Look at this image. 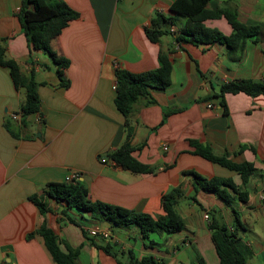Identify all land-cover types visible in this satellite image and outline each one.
Wrapping results in <instances>:
<instances>
[{
  "label": "crops",
  "instance_id": "obj_1",
  "mask_svg": "<svg viewBox=\"0 0 264 264\" xmlns=\"http://www.w3.org/2000/svg\"><path fill=\"white\" fill-rule=\"evenodd\" d=\"M65 1L80 16L52 41L55 52L70 62L59 70L48 54L28 43L20 21L23 0H0L5 56L25 76L34 72L41 102V115H30L21 125L17 112L25 91L15 70L0 65V264H56L35 233L43 223L60 242L78 250L77 264H117L84 232L99 245L109 241L122 262L129 261L132 251L138 262L152 256L164 264H220L208 227L212 217L249 247L252 256L247 264H264V96L227 93L228 115L215 97L230 82L264 84V0H211L207 5L210 12L235 11L242 24L259 28L257 40L248 39L240 55L218 43H177L185 17H177L169 33L151 42L145 30L156 13L170 17L175 0ZM204 26L225 36L234 33L224 16L207 19ZM161 54L172 61L171 84L163 91L151 89L153 102L140 99L130 116L134 156L153 173L135 174L110 160L101 162V155L125 141V118L115 105L116 69L153 71L160 67ZM170 110L176 112L165 117ZM190 140L209 146L217 155L228 153L236 163L251 162L256 171L244 187L236 172L192 154ZM241 146L246 149L239 152ZM186 171L232 179L239 191L249 193L248 202L230 191L234 201L228 206L216 195L197 190L193 176L183 175ZM73 173L80 174L92 201L153 217L164 214L163 195L180 187L184 196L177 210L184 227L171 234L151 233L145 239L137 226L118 227L69 209L67 215L77 225L61 215L66 204L53 199L45 201L51 212L42 215L30 198H40L47 184L64 182ZM234 211L242 226L234 227ZM31 233L35 236L28 239ZM61 248L65 250L63 244Z\"/></svg>",
  "mask_w": 264,
  "mask_h": 264
},
{
  "label": "trees",
  "instance_id": "obj_2",
  "mask_svg": "<svg viewBox=\"0 0 264 264\" xmlns=\"http://www.w3.org/2000/svg\"><path fill=\"white\" fill-rule=\"evenodd\" d=\"M211 0H175L170 11L172 15L166 17L161 13H156L151 20V27L145 30L147 38L151 42H158L160 38L169 33L168 28L176 23L177 17H185L186 23L180 31V36L176 42L186 41L196 46H210L222 44L227 46L233 53L239 55L244 51L247 40L255 38L257 40L259 28L256 26H246L242 24L237 17V13L232 10H220L210 12L207 5ZM79 13L68 6L65 0H23L20 10V21L27 37L28 43L33 50H41L48 54L53 62L60 69L69 67V60L59 56L52 48V41L58 37L71 21L79 18ZM224 16L233 28L234 33L225 36L216 29H210L204 26V21L216 17ZM160 67L153 71L142 73H132L128 70L117 68L116 75V98L115 105L125 118V141L116 150L100 156V160H110L123 169L135 174L148 175L153 173V168L140 162L134 153L136 148L132 145L134 128L130 121V116L134 109V104L142 98H150V90L155 89L163 91L171 84L172 61L168 55L159 56ZM0 65L11 66L15 70V78L18 85L25 91V99L20 106L18 115L21 125L27 124V118L33 114L41 115V102L38 94V84L34 72L30 76H25L19 69L14 60H9L5 56V48L0 41ZM61 74V72L59 73ZM62 85L69 87V82H63ZM245 93L251 97L259 95L264 96V84L250 80H240L224 84L221 87L220 94L215 96L220 100V107L225 115H228V109L225 101L227 93L237 94ZM176 110H170L165 113V117L175 113ZM164 123V122H162ZM190 145L194 148L192 154L198 155L212 163H216L230 171L240 175L242 186H246L256 171L255 165L251 162L236 163L232 161L230 154L217 155L209 146L203 145L196 140H190ZM246 149L241 146L239 152ZM255 151L254 148H251ZM183 175H191L194 178V185L197 190L216 195L226 205H232L234 196L237 194L241 202L246 203L249 199L247 191H239L238 186L232 179L213 177L205 178L194 171H186ZM231 191V192H230ZM184 196L180 187L173 188L162 197V208L164 214L159 217H153L146 213H139L124 207L111 205L101 201H92L90 199L87 186L80 177L64 182H54L46 185L40 198L31 197V201L38 207L42 215L51 212L48 207L47 199H53L56 202H64L65 209L61 215L67 217L71 223L79 225L78 222L68 217L69 209H76L80 212L88 213L92 219L99 221H111L118 227L137 226L145 239L149 238L151 233H176L184 227V219L177 210L178 201ZM264 206V198L262 200ZM211 216H213L211 214ZM209 220V230L220 259V264H247L252 256V252L237 233L230 230L228 225L219 221L216 217ZM234 227L242 226L239 213L234 211ZM40 235L45 243L47 250L56 264H77L78 250L70 248L67 244L60 242L54 231L43 223L35 232ZM35 233L28 235L32 239ZM84 236L97 249H101L113 256L117 264H164L152 256H146L137 261L133 252H129V261L122 262L112 250L109 241L105 245H99L93 237L87 232ZM65 246V250L61 245ZM196 264V263H191ZM198 264H203L201 261Z\"/></svg>",
  "mask_w": 264,
  "mask_h": 264
},
{
  "label": "built area",
  "instance_id": "obj_3",
  "mask_svg": "<svg viewBox=\"0 0 264 264\" xmlns=\"http://www.w3.org/2000/svg\"><path fill=\"white\" fill-rule=\"evenodd\" d=\"M209 107H212V106L210 105ZM14 119H17V116H14ZM164 149L167 150L166 147ZM101 162L106 163V160L105 159H102ZM76 177H80V174L79 173H73V174L69 175L66 178V180H71V179L76 178ZM205 218L208 219V216L206 215ZM92 234L93 235H96L95 232H93ZM105 236L108 237L107 235H105Z\"/></svg>",
  "mask_w": 264,
  "mask_h": 264
},
{
  "label": "rangeland",
  "instance_id": "obj_4",
  "mask_svg": "<svg viewBox=\"0 0 264 264\" xmlns=\"http://www.w3.org/2000/svg\"><path fill=\"white\" fill-rule=\"evenodd\" d=\"M247 234V233H246Z\"/></svg>",
  "mask_w": 264,
  "mask_h": 264
}]
</instances>
